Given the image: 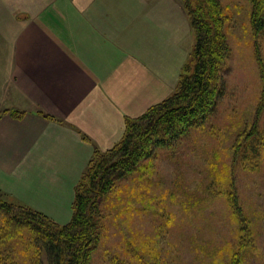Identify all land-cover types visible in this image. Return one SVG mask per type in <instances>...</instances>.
<instances>
[{"label":"crops","instance_id":"obj_1","mask_svg":"<svg viewBox=\"0 0 264 264\" xmlns=\"http://www.w3.org/2000/svg\"><path fill=\"white\" fill-rule=\"evenodd\" d=\"M182 0H0V191L58 224L96 150L174 90Z\"/></svg>","mask_w":264,"mask_h":264},{"label":"rangeland","instance_id":"obj_2","mask_svg":"<svg viewBox=\"0 0 264 264\" xmlns=\"http://www.w3.org/2000/svg\"><path fill=\"white\" fill-rule=\"evenodd\" d=\"M220 2L229 50L215 107L203 125L148 147L137 170L115 181L100 202L89 264H229L239 238L248 248L240 264H264V149L248 160L253 142L242 137L255 121L264 131V33H253L248 0ZM14 243L16 264L38 253Z\"/></svg>","mask_w":264,"mask_h":264},{"label":"trees","instance_id":"obj_3","mask_svg":"<svg viewBox=\"0 0 264 264\" xmlns=\"http://www.w3.org/2000/svg\"><path fill=\"white\" fill-rule=\"evenodd\" d=\"M248 1L253 33H264V0ZM182 5L195 33V43L173 92L141 115L126 118L121 139L110 148L93 153L75 185L68 222L58 224L43 212L9 200L0 191V264H16L11 257L18 247L15 241L25 250L34 248L38 252L25 264H89L101 235L100 202L115 181L137 170L148 155V147L170 141L189 127L203 125L213 111L219 95L220 69L229 50L223 6L220 0H182ZM242 137L253 142L243 156L254 160L264 149V131L257 128L255 121L252 130ZM232 205L244 231L245 220L239 217L237 204ZM23 230L29 234H22ZM238 241L231 250L234 259L230 258L229 264H240L248 249H244L242 238ZM39 254L43 255V262Z\"/></svg>","mask_w":264,"mask_h":264}]
</instances>
